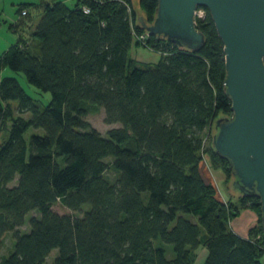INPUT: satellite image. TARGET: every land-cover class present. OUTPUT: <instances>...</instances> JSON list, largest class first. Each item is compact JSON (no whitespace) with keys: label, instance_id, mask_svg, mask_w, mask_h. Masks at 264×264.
I'll use <instances>...</instances> for the list:
<instances>
[{"label":"trees","instance_id":"obj_1","mask_svg":"<svg viewBox=\"0 0 264 264\" xmlns=\"http://www.w3.org/2000/svg\"><path fill=\"white\" fill-rule=\"evenodd\" d=\"M32 6L41 18L29 40L19 38L0 56V70L23 74L51 99L40 107L15 78L0 80V134H7L0 144V251L15 234L14 251L0 264H48L54 250L53 264H195L199 249L206 251L202 264H264L259 199L223 202L199 172L205 151L233 179L206 136L212 120L232 116L224 46L208 10L196 21L205 43L190 51L160 37L148 36L145 45L135 39L146 34L139 17L152 24L156 0H75L72 9L39 0L17 13L29 17ZM133 45L159 53V61L133 60ZM89 107L120 127L101 136L86 120ZM30 128L44 134L26 141ZM57 203L90 208L75 218L56 213ZM241 210L258 218L247 238L230 227ZM33 211L40 217L18 234Z\"/></svg>","mask_w":264,"mask_h":264},{"label":"water","instance_id":"obj_2","mask_svg":"<svg viewBox=\"0 0 264 264\" xmlns=\"http://www.w3.org/2000/svg\"><path fill=\"white\" fill-rule=\"evenodd\" d=\"M156 1L152 24L139 17V25L181 49L197 51L205 43L196 29L197 8H206L214 22L224 46L232 116L214 120L212 144L230 164V191L259 199L264 230V0Z\"/></svg>","mask_w":264,"mask_h":264},{"label":"rangeland","instance_id":"obj_3","mask_svg":"<svg viewBox=\"0 0 264 264\" xmlns=\"http://www.w3.org/2000/svg\"><path fill=\"white\" fill-rule=\"evenodd\" d=\"M60 1L64 2V4L71 9L75 5V0H60ZM133 1L136 6L138 0H133ZM38 2L39 0H0V56H2L13 44H15L19 38H22L25 40L30 39L31 32L33 31L34 27L38 24L41 18V12L37 10L34 6H32L29 8V17H23L19 15L17 11L22 5L37 4ZM19 21L20 23L18 24ZM29 48H30L31 54L33 55L39 54V46H38L37 41H32ZM129 55L133 60H136L137 62H140L143 64H156L160 59V55L157 52H153L147 48L137 47L135 45L132 46ZM5 77L15 78L19 82L21 87L24 89L26 94L30 96L40 107H44L49 103L51 99L50 93L42 92L36 87L30 85L27 82L23 74L13 72L6 68L3 70H0V80ZM11 104L14 107L16 111V115H17L18 114L17 113L18 102L12 101ZM30 116L31 115L29 113L23 114V117L25 119H29ZM86 120L101 136H106L109 130L120 127V124H117V123L116 124H106L105 123V112L101 108L89 107ZM213 122L214 120H212L207 127V130H206L207 138L212 137ZM33 134L42 135L44 134V131L42 129L36 130V129L30 128L24 134L25 140L29 141L30 137ZM6 138H7L6 132H2L0 134V144ZM206 146L208 148L209 143ZM202 158H203L202 159L203 166H206L207 169L210 168L214 170H219L221 173H223L220 168L213 167L212 158L208 154H206L205 151L202 153ZM117 176H118L117 173L111 169H109L106 172V177L111 182H114L117 179ZM16 182L17 181H14L10 186L15 185ZM228 183L229 182H227L225 178L224 182L222 184L220 183V185L218 186V190L224 195L229 196L232 204L239 206L240 205L239 198L241 197V195L235 196V194H233L232 192H228V189H229ZM89 208H90L89 205H85L82 207L81 210L73 211V210H70L62 206L60 203H57L56 205H54L53 210L56 213L61 214V215L67 214L75 218H81L84 212L88 211ZM243 211L244 210H241L240 212L242 213ZM33 217L39 218L40 215L36 211H33L27 214L24 219L23 225L17 229L18 234L29 233L30 220ZM192 220L193 222H196L194 218ZM14 244H15V234H12V233L8 234L4 242V247L0 251V257L1 258L8 257L14 251ZM165 249H166V258L168 260L173 259L174 252H173L172 246L165 244ZM205 252H206L205 249H199L197 251L198 256H197V260L195 264H202L204 262ZM57 255H58V250L52 251L49 257L47 258V263L53 264L54 259L57 257Z\"/></svg>","mask_w":264,"mask_h":264},{"label":"crops","instance_id":"obj_4","mask_svg":"<svg viewBox=\"0 0 264 264\" xmlns=\"http://www.w3.org/2000/svg\"><path fill=\"white\" fill-rule=\"evenodd\" d=\"M199 172L205 183L214 186L219 200L227 202L230 199L229 196L224 195L218 190V186L220 185V183L222 184L225 180L223 173H221L219 170H214L210 168L207 169L206 166H203V162L199 165ZM228 192H231L230 189H228ZM257 221V215L253 211L244 210L242 213L240 212V214L230 222V227L232 231L238 236L242 238H247L249 229L256 226Z\"/></svg>","mask_w":264,"mask_h":264},{"label":"built area","instance_id":"obj_5","mask_svg":"<svg viewBox=\"0 0 264 264\" xmlns=\"http://www.w3.org/2000/svg\"><path fill=\"white\" fill-rule=\"evenodd\" d=\"M205 17V10L203 8H197L195 10V13H194V19H195V23L197 21V19H203ZM148 37V34H143V35H139V36H136L135 35V39L137 41H139L141 44L145 45V41Z\"/></svg>","mask_w":264,"mask_h":264}]
</instances>
